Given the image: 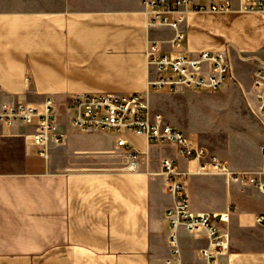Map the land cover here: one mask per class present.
<instances>
[{"label":"crops","instance_id":"obj_1","mask_svg":"<svg viewBox=\"0 0 264 264\" xmlns=\"http://www.w3.org/2000/svg\"><path fill=\"white\" fill-rule=\"evenodd\" d=\"M198 1L203 7L229 1L234 11L189 14L181 26L183 51L216 52L232 44L255 58L234 61V74L249 89L251 73L264 64L262 16L236 12L238 0ZM172 36L169 29L147 26L142 0H0V102L41 109L52 98L59 108L57 132L65 136L59 145L49 143L44 159L30 144L36 120L0 122V264H167L165 215L173 198L163 186V159L175 162L180 173L175 179L183 184L191 213L228 214L222 225L229 233L228 252L217 264H264V220L257 222L264 218V194L198 173L174 146L132 133H81L69 124L66 102L72 95L145 94L147 44L172 52ZM233 88L229 82L217 93ZM224 108L251 129L239 150L221 157L194 133H183L233 171L260 173L264 184L262 125L246 104ZM118 137L141 154L136 173L115 161ZM178 240L180 264L207 263L197 255L207 246L205 232L194 238L180 228Z\"/></svg>","mask_w":264,"mask_h":264},{"label":"built area","instance_id":"obj_2","mask_svg":"<svg viewBox=\"0 0 264 264\" xmlns=\"http://www.w3.org/2000/svg\"><path fill=\"white\" fill-rule=\"evenodd\" d=\"M142 11L149 28L172 31L173 36L169 41L172 52L164 53L159 43L148 42L145 54L149 73L145 94L81 93L70 96L66 102L70 126L81 133H132L156 144L174 146L186 161L195 163L198 173L222 176L228 182L249 185L264 194L260 173L233 171L227 161L207 148L194 146L183 132L166 122L162 115L151 113L148 99L150 89L172 95L185 92L208 94L220 91L229 82L235 83L242 89L249 112L264 129V64L251 73V86L244 89L232 67V53L235 51L232 44L227 43L216 52L183 51L186 36L181 26L186 17L203 11L230 13L234 11L231 3L226 1L203 7L198 0H142ZM236 12L259 14L264 21V0H238ZM58 115V104L50 97L45 99L41 109L24 103L9 105L0 102V122L31 125L37 121L36 132L29 137L30 144L39 149L38 155L44 159H48L49 143L59 145L65 137L57 132ZM115 149L123 153V170L129 174L136 173L141 154L123 137L116 138ZM259 150L264 157V147ZM160 167L165 181L164 189L173 198V205L165 215L169 225L167 245L170 250L166 263L180 264L178 231L183 228L194 238L200 232H205L207 246L199 249L197 255L206 264H217V259L228 252L229 233L222 229V225L229 221L228 214L191 213L183 184L175 179L180 176L175 162L163 159ZM263 220V217L257 218L259 223Z\"/></svg>","mask_w":264,"mask_h":264},{"label":"rangeland","instance_id":"obj_3","mask_svg":"<svg viewBox=\"0 0 264 264\" xmlns=\"http://www.w3.org/2000/svg\"><path fill=\"white\" fill-rule=\"evenodd\" d=\"M234 50L232 53L234 72H236L234 64L236 59L240 61L242 58L255 59L241 55L235 47ZM235 75L242 87L246 89L238 75ZM232 84L235 88L229 91L227 95L217 92L202 95L193 92L171 95L168 93L158 94L151 90L149 97L151 113L162 115L166 122L186 135L189 132L194 133V137L203 141L207 148L223 157L226 152L232 149L239 150L245 144L246 131L251 130L249 127L246 128L239 118H234L233 112L224 111L225 105L245 104L242 89L237 84ZM106 135L111 137L114 134L107 133ZM248 147H254V144L251 143ZM114 157L120 165L119 168H125L123 153H116Z\"/></svg>","mask_w":264,"mask_h":264}]
</instances>
